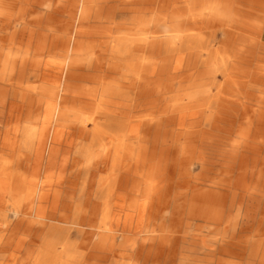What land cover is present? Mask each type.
<instances>
[{
    "label": "rangeland",
    "instance_id": "obj_1",
    "mask_svg": "<svg viewBox=\"0 0 264 264\" xmlns=\"http://www.w3.org/2000/svg\"><path fill=\"white\" fill-rule=\"evenodd\" d=\"M13 1L20 2L16 7L22 12L34 0ZM37 1L40 12H56L67 21L70 48L78 55L102 54L104 66L135 64L139 56L129 54L146 39L149 73L142 87L149 95H119L117 81L102 82L79 110V120L51 108L52 99L40 92V85L25 88L31 81L23 82V88L0 87V165L1 156L12 153L11 170L22 176L24 194L18 213L12 196L5 197L0 223L5 219L10 228L18 222L22 226L14 241L6 243L0 224V243L5 244L0 263L11 264L13 258L14 264H264V218L259 221L264 211L247 221L255 207L248 198L222 199L223 220L228 228L235 223L233 235L223 226L183 218L199 187L221 177L230 143L237 141L216 132L213 106L204 97L212 75L224 68L223 52L216 64L205 62L219 42L199 54L197 45L178 47L172 40L180 19H187L200 0H89L104 18L88 22L79 20L88 0ZM201 1L219 15L232 13L237 0ZM16 20L19 26L21 20ZM39 39L24 42L35 45ZM185 72L188 77L180 76ZM43 86L53 89L51 82ZM98 113L124 117L118 134L125 136L103 147L94 144L86 153L80 130L91 123L81 119ZM220 245L226 250H219Z\"/></svg>",
    "mask_w": 264,
    "mask_h": 264
},
{
    "label": "bare ground",
    "instance_id": "obj_2",
    "mask_svg": "<svg viewBox=\"0 0 264 264\" xmlns=\"http://www.w3.org/2000/svg\"><path fill=\"white\" fill-rule=\"evenodd\" d=\"M201 2L200 0L198 4H195L187 19H180L178 31L172 40L178 47L185 43H189L191 46L197 45L199 54L206 50V45L219 42V46L210 51L205 62L213 61L216 64V57L223 52L221 61L224 68L222 67L220 71L216 72V75H212L213 81H210L207 94H204V97H207L209 105L213 106L212 114L215 116L214 128L216 132L222 138H236L237 141L230 143V156H226L229 158H226L227 163L221 177L210 180V183L205 187H199L198 192L189 201L183 218L187 222L202 221L212 226H223L225 232L231 229L230 235H233L235 223L231 228H228L230 226H228L227 220L226 222L223 220L222 199L231 195L239 196L240 201L246 198L253 201L255 207L247 221L254 220L259 211H264V0H237L232 13L224 12L219 15H214L216 12L208 7L207 3ZM19 3L13 0H0V87L23 88V82L31 81L34 85L26 84L25 88L32 89L33 86L40 85V92L52 99L53 107L51 106V108H56L62 116L70 115L79 120V110L89 103L97 91V85L102 82L117 81L119 95H125L124 91L126 93L135 91V93L141 94L142 98L149 95L147 88L142 87L144 75L149 73L147 56L143 55L148 53L146 39H144L145 43H143L144 41L137 42L138 44L135 42L134 53L129 55L135 57L137 54L140 60L135 64L124 63L126 71L123 70L124 66L121 62L114 61L104 66L102 54L78 55L75 49L70 48L67 43L71 40L72 31L67 21L55 14L56 12H40L38 8L42 3L37 0L32 1L31 5L28 4L29 8L23 9L21 12L19 7H16ZM93 8V3L88 0L80 10L79 20L88 22L91 19L101 20L104 18L97 11L94 12ZM24 10L26 12H23ZM18 18L21 20L19 26L15 24ZM217 33L221 34L220 39L217 38ZM36 36L40 39L35 45L24 42L25 39L29 42ZM14 44H17L15 49H13ZM198 66L200 68V65ZM186 75L188 77V73L185 72L180 76L186 78ZM217 77H221V79L217 80ZM49 82L53 84L51 90L43 86ZM85 82H89L90 85H85ZM16 100L18 101V99ZM102 114L98 113L94 117H82L81 119L83 122L89 120L91 123L89 127L83 125L80 130L81 136L87 142V146L83 148L86 153L92 146L103 147L107 142L114 139L119 140L125 136L121 133L118 134V131L121 130L118 128L125 124V121L122 120L124 117L118 118ZM99 118H103L104 122H100ZM35 119L37 118L35 117ZM31 136L32 130H29L26 137L31 139ZM10 154L12 153L6 152L4 156H1L0 215L4 212L7 195L12 196L17 213L22 204L20 199L24 196L23 179L18 174L20 171H17L18 175H14V171L11 170ZM22 156L26 157L25 154ZM104 156L103 163L106 161V154ZM85 165H88V162ZM262 218L264 216H261L259 221ZM2 222L0 223L2 226L1 238L7 236L6 243L14 241L13 236L19 234L22 224L18 222L13 228H10L9 222H6L5 219ZM223 222L225 223L223 224ZM218 249L224 251L226 247L220 245ZM4 250L5 244L0 243V253ZM11 264H14L13 258Z\"/></svg>",
    "mask_w": 264,
    "mask_h": 264
}]
</instances>
